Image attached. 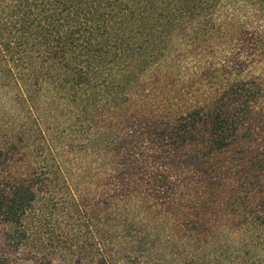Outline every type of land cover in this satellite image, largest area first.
Here are the masks:
<instances>
[{
    "label": "trees",
    "instance_id": "1",
    "mask_svg": "<svg viewBox=\"0 0 264 264\" xmlns=\"http://www.w3.org/2000/svg\"><path fill=\"white\" fill-rule=\"evenodd\" d=\"M255 52L264 0H0V264H264Z\"/></svg>",
    "mask_w": 264,
    "mask_h": 264
},
{
    "label": "rangeland",
    "instance_id": "2",
    "mask_svg": "<svg viewBox=\"0 0 264 264\" xmlns=\"http://www.w3.org/2000/svg\"><path fill=\"white\" fill-rule=\"evenodd\" d=\"M219 52H212V54H216ZM236 53V52H235ZM257 57L255 58L252 67L249 69L251 72L257 73L260 72L261 69H264V52H255ZM223 54L229 55L230 52H223Z\"/></svg>",
    "mask_w": 264,
    "mask_h": 264
}]
</instances>
